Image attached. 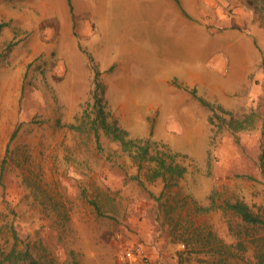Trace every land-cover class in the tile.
I'll return each mask as SVG.
<instances>
[{"label": "rangeland", "instance_id": "374dc122", "mask_svg": "<svg viewBox=\"0 0 264 264\" xmlns=\"http://www.w3.org/2000/svg\"><path fill=\"white\" fill-rule=\"evenodd\" d=\"M176 2L81 0L78 49L61 43L12 82L0 63L2 245L15 232L43 264H264V223L225 208L264 218V0ZM94 103L184 175L144 181L99 118L92 143Z\"/></svg>", "mask_w": 264, "mask_h": 264}, {"label": "crops", "instance_id": "0c3cea01", "mask_svg": "<svg viewBox=\"0 0 264 264\" xmlns=\"http://www.w3.org/2000/svg\"><path fill=\"white\" fill-rule=\"evenodd\" d=\"M171 1L178 11L177 0ZM80 5L81 0H0V63L15 69L6 75L4 72L3 78L12 82L24 77L26 68L37 57L53 50L59 52L61 43L78 49L73 39L79 41V36L90 32L89 27L81 28L77 22ZM12 131L3 134V143L14 138L12 133L17 130ZM90 132L95 143L94 132Z\"/></svg>", "mask_w": 264, "mask_h": 264}, {"label": "trees", "instance_id": "16d2710c", "mask_svg": "<svg viewBox=\"0 0 264 264\" xmlns=\"http://www.w3.org/2000/svg\"><path fill=\"white\" fill-rule=\"evenodd\" d=\"M97 73L94 75L96 76ZM98 82H96L97 86ZM194 92V91H193ZM96 95V93H94ZM195 94V93H193ZM94 95V96H95ZM98 100V99H97ZM198 100L208 106L212 107V104L206 101L205 99L198 97ZM96 107L97 104L94 103ZM100 119L102 127L105 129L106 134H108L112 139L118 140L120 142V146L122 150H127L131 156L137 161V170L145 169L144 175L146 176V180L149 182H154L157 179H160L163 182L162 190L171 186L179 177H182L186 171V167L179 162L175 161L174 154L171 151L154 149L151 150V146L149 143V139L146 138L141 142V139H134L128 136L126 130L120 128L115 123H108L103 115L102 106L99 105L96 107V115L92 120L91 128L94 132L96 140H98V132H97V119ZM246 119H244V122ZM233 127L235 129L245 127V124L241 120H236ZM15 132L12 133L13 137ZM99 143H97L98 145ZM5 159H3V162ZM140 179V183L144 185V181ZM161 190V192H162ZM93 203V202H92ZM225 208L231 209L233 213H235L242 222L248 224H262L264 223V218H262L259 212H256L250 208L242 200H235L234 202H230L228 200L225 201ZM14 242L11 246L2 245L0 243V264H43L44 262L40 257L35 256L29 250L27 244L23 245L20 248H17L15 243V232H13ZM259 259L257 262L264 261V254L258 255ZM48 264H53L51 260L48 261ZM73 264H76L75 262Z\"/></svg>", "mask_w": 264, "mask_h": 264}, {"label": "built area", "instance_id": "2783aa9c", "mask_svg": "<svg viewBox=\"0 0 264 264\" xmlns=\"http://www.w3.org/2000/svg\"><path fill=\"white\" fill-rule=\"evenodd\" d=\"M122 255L125 256V258L131 263H132V261L136 260V253L131 248L125 249L124 252L122 253Z\"/></svg>", "mask_w": 264, "mask_h": 264}]
</instances>
